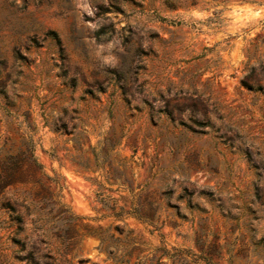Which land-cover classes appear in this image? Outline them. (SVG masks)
Listing matches in <instances>:
<instances>
[{
	"label": "rangeland",
	"instance_id": "rangeland-1",
	"mask_svg": "<svg viewBox=\"0 0 264 264\" xmlns=\"http://www.w3.org/2000/svg\"><path fill=\"white\" fill-rule=\"evenodd\" d=\"M22 135L76 218L8 188L0 264H264V0H0V147Z\"/></svg>",
	"mask_w": 264,
	"mask_h": 264
},
{
	"label": "trees",
	"instance_id": "trees-1",
	"mask_svg": "<svg viewBox=\"0 0 264 264\" xmlns=\"http://www.w3.org/2000/svg\"><path fill=\"white\" fill-rule=\"evenodd\" d=\"M52 33L57 35L55 32ZM22 138V145L16 150L13 145L6 148L7 142L11 140L10 137L0 147V227L8 229L7 238L11 239L12 243L21 241L18 235L24 229V217L18 209L19 199L6 196V190L10 187L22 186L25 188L26 192L23 194L22 202L27 209L33 207L32 222L35 224L48 222L56 216L73 221L76 218L60 201H53V207H56L54 214H52L53 211L44 212L48 199L51 200L55 194L44 181L45 173L34 154L33 136L24 137L22 135ZM16 225L18 227H15ZM29 254L33 255L34 264H42L34 257L33 250ZM46 264L51 263L47 262Z\"/></svg>",
	"mask_w": 264,
	"mask_h": 264
}]
</instances>
